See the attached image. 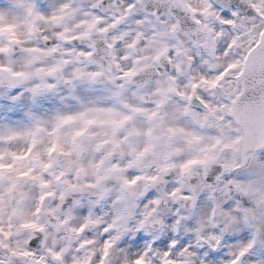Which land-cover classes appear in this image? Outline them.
Listing matches in <instances>:
<instances>
[{"label":"snow or ice","instance_id":"obj_1","mask_svg":"<svg viewBox=\"0 0 264 264\" xmlns=\"http://www.w3.org/2000/svg\"><path fill=\"white\" fill-rule=\"evenodd\" d=\"M5 193L0 264H264V0H0Z\"/></svg>","mask_w":264,"mask_h":264},{"label":"clouds","instance_id":"obj_2","mask_svg":"<svg viewBox=\"0 0 264 264\" xmlns=\"http://www.w3.org/2000/svg\"><path fill=\"white\" fill-rule=\"evenodd\" d=\"M233 3H239V0H233ZM169 71L171 69H168ZM161 71H165V69H161ZM24 191L26 193L29 194V199L28 202L26 204V209L29 212H34L35 208L37 207V198L40 194V190L38 188H34L31 185H26L24 188ZM5 195V210L3 211L2 215H0V223H2L3 227L5 228V230H8L9 228V216H10V212H11V208L7 207L8 204V200L10 199L9 195L7 193L4 194ZM206 203V202H205ZM58 204V200L57 199H53V198H49L47 199L43 206H42V211L40 213L39 216H32L31 218L36 220L38 223H42V224H46L49 225L48 227V246L51 247L52 246V240L53 237L57 238V246H62L64 243H66L65 240L61 239L60 237H63L64 235H66L65 233L61 232L59 234H57L54 229L50 226L51 224H54L56 222L55 220V216L51 214L50 209L55 208ZM65 208L68 207V204H65L64 206ZM176 207V205L174 204H167V205H163L160 207L159 212L162 216L164 217H168L171 215V213L174 211V208ZM182 207V206H181ZM110 208V205H109ZM143 208L138 209L137 210V216L134 217L132 220H130L129 222V226L132 228H135V224H136V220L139 219V212L142 211ZM107 211V209H101V214H105ZM201 212H205L206 209L205 208H201L200 209ZM59 213H57L58 215ZM108 219L110 220L111 217L108 216ZM80 221L79 219L75 220L73 223L78 224ZM20 221L17 219H13L12 220V224L13 227L11 229V231L13 232L12 237L7 240V243L12 244L13 246H15V244L17 242H19L21 245H24L26 247H30L32 250L34 251H40V241L43 238V234L39 233V232H35V231H31V230H26V231H21V232H17V227L19 225ZM91 232V235L93 237H95L97 240H99L100 238V230L98 229H90L89 230ZM169 233H165L163 235V237L161 238L162 243H161V247H164L166 242H167V237H168ZM133 237H135V240L133 239ZM0 239H4L3 237H0ZM180 239H188V235L187 234H182ZM146 240V236L145 234H140L137 235L135 232L129 233L128 235V239L124 245V247H133V248H142L143 247V243ZM25 241H29V244L25 245L24 242ZM189 243H191L193 245V247H195V242L191 239H189ZM78 246V244H73V250H75V248ZM96 252L99 253L100 249L97 246L96 248ZM6 253L5 251L0 248V258H6ZM112 260V264H119V261L116 259V254L113 253V256L111 257ZM49 264H52L51 259H49ZM66 264H71V260L69 259ZM93 264H99L98 260H94Z\"/></svg>","mask_w":264,"mask_h":264}]
</instances>
